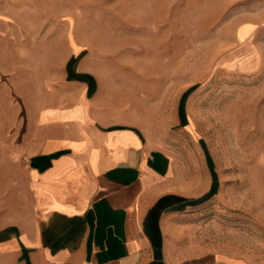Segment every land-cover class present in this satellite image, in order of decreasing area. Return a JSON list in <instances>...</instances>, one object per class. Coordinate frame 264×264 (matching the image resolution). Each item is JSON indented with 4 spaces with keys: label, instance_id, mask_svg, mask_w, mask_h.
Segmentation results:
<instances>
[{
    "label": "crops",
    "instance_id": "obj_1",
    "mask_svg": "<svg viewBox=\"0 0 264 264\" xmlns=\"http://www.w3.org/2000/svg\"><path fill=\"white\" fill-rule=\"evenodd\" d=\"M42 28L0 12V134L18 137L17 171L0 168V264H247L204 234L205 155L123 112L69 34L34 46Z\"/></svg>",
    "mask_w": 264,
    "mask_h": 264
},
{
    "label": "rangeland",
    "instance_id": "obj_2",
    "mask_svg": "<svg viewBox=\"0 0 264 264\" xmlns=\"http://www.w3.org/2000/svg\"><path fill=\"white\" fill-rule=\"evenodd\" d=\"M0 12L43 25L34 46L60 48L69 34L123 112L202 152L215 187L204 234L264 264V0H0ZM17 143L0 134L2 174L17 171Z\"/></svg>",
    "mask_w": 264,
    "mask_h": 264
}]
</instances>
